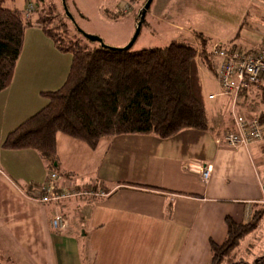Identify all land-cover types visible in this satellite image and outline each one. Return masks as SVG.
I'll return each instance as SVG.
<instances>
[{
  "label": "crops",
  "instance_id": "0c3cea01",
  "mask_svg": "<svg viewBox=\"0 0 264 264\" xmlns=\"http://www.w3.org/2000/svg\"><path fill=\"white\" fill-rule=\"evenodd\" d=\"M254 2L233 8L231 0H162L164 11H183L192 19V30L207 38L208 51L226 42L239 51L259 47L264 40V0ZM13 4L24 8V0ZM208 11L224 14L226 23L233 24L229 32L199 26L197 16ZM70 58L59 54L33 24L25 29L11 83L0 92V264H17L20 258L22 264H210V242L225 239V218L248 222L257 209L264 210L263 167L256 165L261 145L225 144L231 121L224 97L211 100L207 110L217 128L213 132L186 129L167 139L118 135L99 141L94 149L58 134L57 173L68 174L61 175L66 184L113 189L103 198L64 200L60 208L66 229L53 231L49 220L54 207L28 197L51 169L35 150L3 149L2 140L45 104L43 92L62 84ZM201 76L203 95L218 93L208 70ZM239 112L253 115L244 106ZM203 168L209 169L206 181L201 178ZM245 239L240 262L236 256L226 264H264L263 249L257 259L254 239Z\"/></svg>",
  "mask_w": 264,
  "mask_h": 264
},
{
  "label": "trees",
  "instance_id": "16d2710c",
  "mask_svg": "<svg viewBox=\"0 0 264 264\" xmlns=\"http://www.w3.org/2000/svg\"><path fill=\"white\" fill-rule=\"evenodd\" d=\"M5 1L0 0V92L11 83L28 26H39L71 60L62 84L42 93L45 104L3 138V149L35 150L57 172L58 134L94 149L101 139L118 135L167 139L186 129H217L210 122L202 90L200 67L209 69L212 60L201 33H195L198 47L173 40L165 47L139 50L86 48L70 35L66 16L57 13L54 3L34 0L32 20L24 9L4 7ZM255 98L264 105V89ZM257 119L264 128V108ZM260 152L264 156V144ZM263 215V209H257L248 222L225 218V239L210 242V264L233 261L240 242Z\"/></svg>",
  "mask_w": 264,
  "mask_h": 264
},
{
  "label": "rangeland",
  "instance_id": "374dc122",
  "mask_svg": "<svg viewBox=\"0 0 264 264\" xmlns=\"http://www.w3.org/2000/svg\"><path fill=\"white\" fill-rule=\"evenodd\" d=\"M48 1L56 5L57 13L59 15H61L62 13L65 14L60 0H48ZM146 1L147 0H64L68 12L73 18L72 21L65 14L66 16L65 21L69 28L70 35L75 36L79 40V44L83 45L86 48L97 47L99 44L97 42H91L86 38L82 37L81 35H79L77 29L81 30L82 32L88 35L99 37L103 41V43L109 47L122 48L129 42L132 35L134 34L136 23L139 20L140 12L142 11ZM206 1L208 2V0ZM231 1L233 4V8H239L234 6H237L239 4L242 5L249 1L253 5L255 4L254 0H231ZM263 4L264 2H262V5ZM258 5L261 6V4ZM3 6L7 8L15 7L13 4V0H6ZM164 6L166 7V4H163L162 0L152 1V3L150 4L149 8L146 11L139 34L131 47L132 50H139L142 48H152V47H165L173 40L196 47L194 38H195V33L198 32L192 30L194 27L192 19L190 18L186 19L185 18L186 13H183V11L180 12L164 11L165 8ZM251 8L254 7L252 6ZM35 12L36 11L32 12L29 15V18H31L32 20L35 16L34 15ZM223 15L224 14H221L219 12L218 14H214V11L213 12L208 11V15L207 14L198 15L197 22L200 23L199 26H203V27L208 26L213 33H218L220 32V30L224 32H229L227 30V27H230L233 24H231L232 23L231 21L230 22L228 21V23H226V20L223 18ZM194 17L196 16L194 15ZM256 18H258L259 20L262 17L260 15H257ZM212 22L213 24H211ZM179 27H182V30H179ZM245 33L247 34L246 31L241 32L242 35H245ZM227 43L228 42H226V44L223 45L225 48L228 47ZM243 50L244 47L241 48V51ZM58 51L60 54L61 51L60 50ZM65 53L70 58L71 55L68 52ZM206 70H208V72L211 74L212 77L214 76L213 65H211V67ZM206 70L205 68L200 67L201 73L203 71L205 72ZM205 104L208 110L212 105V101L208 100L205 97ZM258 105L259 108L256 114L259 113L258 111H261L264 108V105H261L259 102ZM224 108L226 109L224 110L228 112L227 103H224ZM102 140H105V138L101 139L100 141ZM263 159L264 156L262 155L256 157V165L259 169L263 167L262 166ZM250 237L251 240L254 239L253 240V244H255V247H253L254 249L253 252H255L254 257L256 256L261 257V254L264 251V215L263 218L259 220L257 227L251 233L245 236V238H248L245 239V242H249ZM245 248H246V244H244V241H241L238 249L236 250L237 259H235V261L238 260L240 262V258L243 255L242 250ZM11 257L13 256L11 255ZM256 258L258 259V257ZM16 262L17 264H22L24 260L20 258ZM3 263L9 264V261L4 260Z\"/></svg>",
  "mask_w": 264,
  "mask_h": 264
},
{
  "label": "built area",
  "instance_id": "2783aa9c",
  "mask_svg": "<svg viewBox=\"0 0 264 264\" xmlns=\"http://www.w3.org/2000/svg\"><path fill=\"white\" fill-rule=\"evenodd\" d=\"M35 8L34 1L24 0L26 16L34 12ZM209 55L214 68V82L219 91L208 94L207 99L224 97L231 121V129L224 134L225 144L228 147L264 144V128L257 119L259 105L255 98L256 92L264 89V40L259 47L250 51L225 48L223 44L216 43L211 47ZM243 106L253 114L251 117L239 112ZM208 176L209 169L203 168L201 178L206 181ZM112 191L95 183L66 184L56 171L49 170L44 182L36 185L28 197L40 205H52L54 212L49 220L50 227L53 231H62L67 227V219L60 208L64 200L103 198Z\"/></svg>",
  "mask_w": 264,
  "mask_h": 264
},
{
  "label": "water",
  "instance_id": "95a60500",
  "mask_svg": "<svg viewBox=\"0 0 264 264\" xmlns=\"http://www.w3.org/2000/svg\"><path fill=\"white\" fill-rule=\"evenodd\" d=\"M60 1H61V3H62V7H63V9H64V12H65L66 16H67L68 18H70V19L73 21V18H72L71 15L69 14L68 9H67V7H66V5H65L64 0H60ZM151 2H152V0H147V1H146L145 5H144V7H143V9H142V11L140 12L139 20H138L137 23H136V27H135L134 34L132 35V37H131V39L129 40V42H128L125 46H123L122 48H112V47H109V46L105 45V44L103 43V41H102L99 37H97V36H93V35H88V34L82 32V31L79 30V29H77V32H78L79 34H81L84 38H86L87 40H89V41H91V42H97L101 47L112 48V49L128 50V49H130V48L132 47L134 41L136 40V38H137V36H138V34H139V31H140L141 25H142V23H143V20H144V17H145L146 11H147V9L149 8Z\"/></svg>",
  "mask_w": 264,
  "mask_h": 264
}]
</instances>
